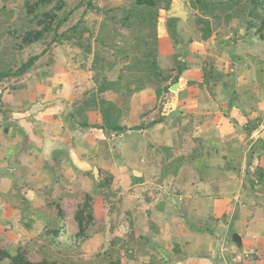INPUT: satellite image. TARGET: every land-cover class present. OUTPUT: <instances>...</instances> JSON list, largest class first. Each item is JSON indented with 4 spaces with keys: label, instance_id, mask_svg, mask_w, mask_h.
Segmentation results:
<instances>
[{
    "label": "crops",
    "instance_id": "1",
    "mask_svg": "<svg viewBox=\"0 0 264 264\" xmlns=\"http://www.w3.org/2000/svg\"><path fill=\"white\" fill-rule=\"evenodd\" d=\"M99 1L82 13L95 36L104 12L125 4ZM157 29L159 67L168 83L178 81L160 99L153 88L131 96L124 122L140 128L106 131L97 110H83L95 88L93 56L72 40L52 45L12 84L0 83V246L53 259L46 254L57 239L77 234L74 212L87 187L81 194L52 187L44 197L47 185L21 181L13 191L25 164L12 158L27 151L52 163L66 153L68 166L98 187L84 264H99L111 245L122 264H264V40L238 18L202 40L189 0L161 9ZM106 174L110 198L99 186ZM50 224L60 229L56 240Z\"/></svg>",
    "mask_w": 264,
    "mask_h": 264
},
{
    "label": "trees",
    "instance_id": "2",
    "mask_svg": "<svg viewBox=\"0 0 264 264\" xmlns=\"http://www.w3.org/2000/svg\"><path fill=\"white\" fill-rule=\"evenodd\" d=\"M93 2L88 0L86 8H94ZM172 3L173 0H129L127 7H112L105 11L96 36L95 23H88L84 18L61 30L80 4L61 16L58 13L66 5L64 0H26L24 13L16 22L11 19L13 10L5 12L0 8V83L23 77L52 45L72 40L86 57L93 56L90 70L95 88L85 94L83 110H97L101 116L99 127L110 132L140 128L124 122L131 96L144 88H153L160 99L178 81L176 76L168 83L171 76L161 71L157 50L160 10H169ZM189 7L196 15L202 40H207L233 18L243 21L247 33L253 32L264 40V0H189ZM39 41L44 43V49L18 64V51ZM113 70L118 74L110 77ZM99 186L106 190V198H110L113 176L106 174ZM74 220L78 227L76 236L88 239L89 231L95 226L93 197L88 192L78 202ZM59 230L50 224L48 234L56 240ZM113 247L98 255L99 264H122L121 256L115 254ZM29 254L27 246H0V264H64L48 257L32 260Z\"/></svg>",
    "mask_w": 264,
    "mask_h": 264
},
{
    "label": "rangeland",
    "instance_id": "3",
    "mask_svg": "<svg viewBox=\"0 0 264 264\" xmlns=\"http://www.w3.org/2000/svg\"><path fill=\"white\" fill-rule=\"evenodd\" d=\"M25 1L26 0H0V8H4V10H7L5 12H8L9 9L13 10V13L11 14V19L16 22V20H18L20 16L22 17V12L24 13ZM64 1L66 3L65 7L62 11L58 13L61 16L64 15L70 9L74 8L77 4L80 5L79 7L75 8L68 22L65 23V25L61 28V30H66L68 27L76 23L78 20H83V14H82L83 8L84 10L90 9L91 12H94L93 8H86V3L88 0H85L84 4H83V0H64ZM80 1L82 3H80ZM121 1L124 2L125 4L119 6L127 7L129 5V0H121ZM93 3H94V8H98V9L101 8L100 7V5L102 4L101 1L94 0ZM104 16H106V14ZM8 39L10 38L7 37V40ZM44 47L45 45L41 41L27 45L24 49L18 51V55H17L18 64H21L23 61L27 60L30 56L40 53ZM44 59L45 58H43L42 60ZM9 84H12V82H10ZM1 86L4 85L2 84ZM72 127H75V125H72ZM78 128L82 130L81 133H84L83 131L85 130H83L82 125L79 124ZM23 155L25 156H23L22 159L20 160L16 158H12L10 160L11 162H14L15 165L16 164L20 165L21 160L25 164L24 166L21 167V171L19 173H16L14 176L13 191L15 193L18 191L16 185L21 186L20 184L21 181H25L27 184H35L37 182H40V183H44V185H47L46 188L50 189L51 191L50 192L45 191V194L44 192H41L44 195V197L48 196V194H51L53 192V188L54 190H56L59 189L60 187L70 189L71 192L75 194L77 193L81 194L80 190L81 189L83 190V187H87L85 189L90 194H96V192L98 191L97 184L94 182L93 179L91 181L86 182L84 175L80 174V171L77 173L75 168H70L68 166V158L66 157L67 156L66 153L62 157L63 159L55 160L54 159L55 157L53 156L55 162L52 163L45 162L42 159H40L38 155L29 154L27 151H24ZM28 164L31 165L29 166ZM31 170H34L33 173L35 175L31 173L32 172ZM41 193H37L38 196L36 198L39 200L44 198ZM78 197L80 199V196ZM68 205L69 207L66 212V216L69 217L70 222L67 224L74 227V224L71 221L73 218L72 215H73L74 206L71 205V203ZM86 240L87 239L78 238L74 233H72V231H70L67 238L65 237V238L57 239L55 247L54 245H52L53 251H51V253L46 255H49L50 257H53L64 264L65 263L84 264L83 243ZM32 257L33 259L39 258L38 256L36 257L35 255H33Z\"/></svg>",
    "mask_w": 264,
    "mask_h": 264
},
{
    "label": "water",
    "instance_id": "4",
    "mask_svg": "<svg viewBox=\"0 0 264 264\" xmlns=\"http://www.w3.org/2000/svg\"><path fill=\"white\" fill-rule=\"evenodd\" d=\"M107 130L108 129L106 128V131ZM49 149H50V146L48 144H46L45 149H44V156L47 157L49 155ZM97 171H98V169H97Z\"/></svg>",
    "mask_w": 264,
    "mask_h": 264
}]
</instances>
